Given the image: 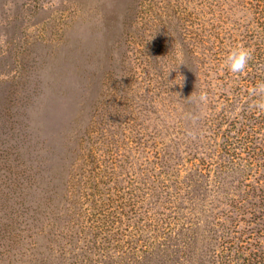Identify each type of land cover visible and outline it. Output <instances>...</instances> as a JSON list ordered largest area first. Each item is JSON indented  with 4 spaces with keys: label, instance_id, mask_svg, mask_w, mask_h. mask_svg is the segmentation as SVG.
I'll return each mask as SVG.
<instances>
[{
    "label": "rangeland",
    "instance_id": "1",
    "mask_svg": "<svg viewBox=\"0 0 264 264\" xmlns=\"http://www.w3.org/2000/svg\"><path fill=\"white\" fill-rule=\"evenodd\" d=\"M238 44L253 51L243 74L224 64ZM256 81L264 0H0V264L46 261L26 237L31 192L79 191L89 130L116 133L124 177L165 155L145 140L199 142L195 114L226 109L245 122L256 97L241 84ZM1 228L23 242L3 248Z\"/></svg>",
    "mask_w": 264,
    "mask_h": 264
},
{
    "label": "trees",
    "instance_id": "2",
    "mask_svg": "<svg viewBox=\"0 0 264 264\" xmlns=\"http://www.w3.org/2000/svg\"><path fill=\"white\" fill-rule=\"evenodd\" d=\"M230 113L195 114L196 143L165 134L192 158L169 156L164 139L145 140V150L165 155L138 159L124 177L116 133L89 130L79 191L31 192L33 256L44 264H264V113L244 111L245 122ZM19 231L1 228L3 248L23 242Z\"/></svg>",
    "mask_w": 264,
    "mask_h": 264
},
{
    "label": "clouds",
    "instance_id": "3",
    "mask_svg": "<svg viewBox=\"0 0 264 264\" xmlns=\"http://www.w3.org/2000/svg\"><path fill=\"white\" fill-rule=\"evenodd\" d=\"M253 59V51L243 44L236 45L229 51L224 64L228 71L233 74H243L249 66V61ZM251 96L256 99L249 105L250 109L257 110L258 113H264V81H258L254 87L249 90ZM202 103L207 102V94L200 93L199 97Z\"/></svg>",
    "mask_w": 264,
    "mask_h": 264
}]
</instances>
